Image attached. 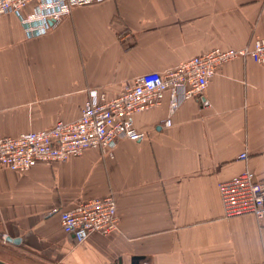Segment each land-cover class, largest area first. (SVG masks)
<instances>
[{
    "label": "crops",
    "instance_id": "0c3cea01",
    "mask_svg": "<svg viewBox=\"0 0 264 264\" xmlns=\"http://www.w3.org/2000/svg\"><path fill=\"white\" fill-rule=\"evenodd\" d=\"M255 36L264 0H103L35 37L1 14L0 136L75 119L92 88L114 97L137 75ZM204 97L208 106L191 97L169 115L167 94L135 113L146 137L119 140L111 156L0 168V264H264V224L225 219L217 190L246 170L264 177V64L227 61ZM108 193L117 230L81 242L63 231L58 209Z\"/></svg>",
    "mask_w": 264,
    "mask_h": 264
},
{
    "label": "built area",
    "instance_id": "2783aa9c",
    "mask_svg": "<svg viewBox=\"0 0 264 264\" xmlns=\"http://www.w3.org/2000/svg\"><path fill=\"white\" fill-rule=\"evenodd\" d=\"M103 0H0V15L12 13L19 19L27 37L49 32L76 7ZM127 34L122 35L124 41ZM236 58H250L264 64V37L255 36L242 47H215L180 61L163 71H150L123 85L114 97L98 88L89 90L80 115L57 120L51 127L0 136V168L26 171L37 163L66 161L86 149H101L107 155L121 139L141 140L146 133L135 128L133 115L162 103L168 94V112L173 113L187 98H197L208 106L204 91L221 66ZM169 124V120L165 121ZM245 151L239 157L245 158ZM223 215H253L264 224V177L246 170L217 184ZM63 231L81 242L92 233L108 235L117 230L119 217L111 193L58 209ZM5 239L6 234H0Z\"/></svg>",
    "mask_w": 264,
    "mask_h": 264
},
{
    "label": "water",
    "instance_id": "95a60500",
    "mask_svg": "<svg viewBox=\"0 0 264 264\" xmlns=\"http://www.w3.org/2000/svg\"><path fill=\"white\" fill-rule=\"evenodd\" d=\"M133 259H137V257H133ZM132 264H133V262H132Z\"/></svg>",
    "mask_w": 264,
    "mask_h": 264
}]
</instances>
